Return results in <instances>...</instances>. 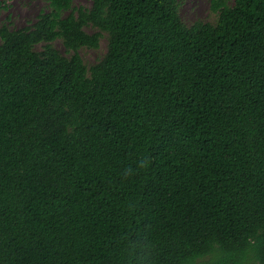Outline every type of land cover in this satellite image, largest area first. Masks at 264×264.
<instances>
[{
  "label": "trees",
  "instance_id": "16d2710c",
  "mask_svg": "<svg viewBox=\"0 0 264 264\" xmlns=\"http://www.w3.org/2000/svg\"><path fill=\"white\" fill-rule=\"evenodd\" d=\"M90 1L0 27V264H264V0Z\"/></svg>",
  "mask_w": 264,
  "mask_h": 264
},
{
  "label": "rangeland",
  "instance_id": "374dc122",
  "mask_svg": "<svg viewBox=\"0 0 264 264\" xmlns=\"http://www.w3.org/2000/svg\"><path fill=\"white\" fill-rule=\"evenodd\" d=\"M4 8L0 12V27L7 24L10 28H22L34 22L41 10H49V0H0ZM235 0H227L232 5ZM73 4L90 6V0H72ZM179 11L183 21L191 25L196 21L212 22L217 19V13L211 9V0H179ZM67 14V12H65ZM88 32H93V28L86 27ZM107 36H103L98 49L82 47L79 53L87 66H92L101 60L107 50ZM54 46L63 54L70 55L65 50L61 40H56ZM41 44L36 46L40 49Z\"/></svg>",
  "mask_w": 264,
  "mask_h": 264
},
{
  "label": "clouds",
  "instance_id": "9594fccd",
  "mask_svg": "<svg viewBox=\"0 0 264 264\" xmlns=\"http://www.w3.org/2000/svg\"><path fill=\"white\" fill-rule=\"evenodd\" d=\"M151 162V157L141 156L138 158L135 167H125L120 175L124 180L130 179L137 175L140 170H146ZM125 241V251L129 264H153L154 255L157 251L158 245L147 233L132 234L127 236ZM213 254L218 260L235 258L230 256L227 251H217L215 246H213ZM251 255V252L246 250L243 254H240L238 259L243 262L249 259Z\"/></svg>",
  "mask_w": 264,
  "mask_h": 264
}]
</instances>
